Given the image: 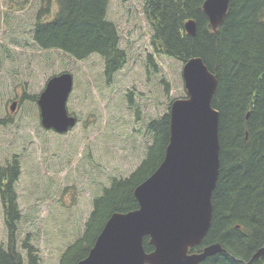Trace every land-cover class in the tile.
Instances as JSON below:
<instances>
[{"label": "rangeland", "instance_id": "1", "mask_svg": "<svg viewBox=\"0 0 264 264\" xmlns=\"http://www.w3.org/2000/svg\"><path fill=\"white\" fill-rule=\"evenodd\" d=\"M42 6L41 0H0V120L9 122L0 125V165L16 159L21 166L15 184L22 214L18 250L26 256L22 245L29 238L42 264H59L84 233L95 197L114 178L129 177L146 157L153 143L148 123L187 91L184 63L156 53L151 44L144 0H110L108 19L127 53L110 83L99 55L76 60L36 46L33 31ZM62 73L74 78L67 109L77 125L57 134L43 127L38 103L24 96H39ZM0 245L8 247L1 191Z\"/></svg>", "mask_w": 264, "mask_h": 264}, {"label": "trees", "instance_id": "2", "mask_svg": "<svg viewBox=\"0 0 264 264\" xmlns=\"http://www.w3.org/2000/svg\"><path fill=\"white\" fill-rule=\"evenodd\" d=\"M33 42L40 50H59L76 60L99 55L107 83L127 63L120 33L108 19L110 0H41ZM206 0H144V13L153 29L156 53L187 63L200 57L218 84L212 106L219 112L220 172L213 193L211 227L199 246L219 243L226 252L201 264H264L254 255L264 246V0H230L221 26L214 31L203 10ZM55 4V6H54ZM196 22V35L185 24ZM152 63L153 57L149 55ZM132 97V96H131ZM131 97L130 101H131ZM37 102L39 96H24ZM26 100V99H25ZM0 120V125L8 124ZM153 135L146 157L126 178H114L93 201L85 231L63 252L59 264H78L94 246L114 213L139 208L134 190L160 166L170 141V114L151 120ZM21 174L18 160L0 165V191L8 229V247L0 245V264H42L38 250L26 239L18 250L22 219L15 184ZM144 248L154 247L149 238Z\"/></svg>", "mask_w": 264, "mask_h": 264}, {"label": "water", "instance_id": "3", "mask_svg": "<svg viewBox=\"0 0 264 264\" xmlns=\"http://www.w3.org/2000/svg\"><path fill=\"white\" fill-rule=\"evenodd\" d=\"M230 0H206L203 10L214 31L228 13ZM196 35V22L185 24ZM187 97L170 107V141L157 170L134 190L139 208L114 213L106 222L89 255L78 264H201L226 252L219 243L191 249L206 237L213 216L212 197L220 172L219 112L212 100L217 78L200 57L184 64ZM74 90L70 73L55 75L37 100L41 124L57 134L77 125L67 104ZM17 101L10 107L15 111ZM154 247L144 248L145 238ZM264 256V246L254 258Z\"/></svg>", "mask_w": 264, "mask_h": 264}]
</instances>
